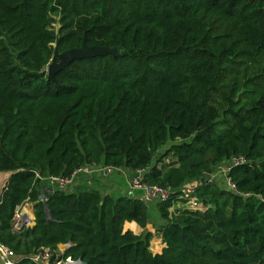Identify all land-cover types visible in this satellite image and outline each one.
Wrapping results in <instances>:
<instances>
[{
  "label": "trees",
  "instance_id": "1",
  "mask_svg": "<svg viewBox=\"0 0 264 264\" xmlns=\"http://www.w3.org/2000/svg\"><path fill=\"white\" fill-rule=\"evenodd\" d=\"M82 35L118 52L48 78L55 41L59 52ZM233 157L245 159L227 171L236 192L201 182ZM93 163L147 167L146 182L171 188L153 203L159 224L140 199L37 177ZM0 172L10 264L65 242L81 264H264V0H0ZM189 184L204 208L170 213ZM24 201L34 224L14 233ZM126 221L151 223L161 252Z\"/></svg>",
  "mask_w": 264,
  "mask_h": 264
},
{
  "label": "built area",
  "instance_id": "2",
  "mask_svg": "<svg viewBox=\"0 0 264 264\" xmlns=\"http://www.w3.org/2000/svg\"><path fill=\"white\" fill-rule=\"evenodd\" d=\"M243 157H233L230 161L218 166L219 171L225 173L226 184L228 189L236 192L235 186L227 177V171L231 166L244 163ZM122 167H115L108 164H86L75 168L68 175H47L43 178L37 176L39 180L55 189L68 190L72 186L78 184L79 179L83 182V187H89L93 180H104L109 178L115 172H120ZM147 167L132 170V175L127 181V190L125 196L129 198H137L146 203L166 202L173 198V190L169 187L155 183H148L144 180ZM67 190V191H68ZM65 191V190H64ZM40 199L45 200L44 195ZM204 204L195 195L194 185H184L178 190V194L173 200L172 206L169 208L170 213L176 210H202ZM34 224V216L32 204L24 201L18 205L11 218V231L19 233L26 228L32 227ZM71 245L70 242L57 244L55 249L40 246L30 254V259L34 264H79L78 259H72L69 256L63 257V251ZM15 255L6 246L0 244V264H10Z\"/></svg>",
  "mask_w": 264,
  "mask_h": 264
},
{
  "label": "crops",
  "instance_id": "3",
  "mask_svg": "<svg viewBox=\"0 0 264 264\" xmlns=\"http://www.w3.org/2000/svg\"><path fill=\"white\" fill-rule=\"evenodd\" d=\"M5 180L8 176V172H5ZM132 175V170L128 168H123L120 172H116L115 175H111L110 178L104 179V180H93L91 185L89 187H92L93 189H96L99 194H108L111 196H117V195H125L127 190V181ZM3 177L0 175V189L3 186L2 183ZM5 182V181H4ZM83 186V182L79 179L78 184H75L72 186V189L68 191H72L77 186ZM129 224H133L135 227L132 228L129 226ZM123 230H130L135 234H139L143 231H150L153 233V236L151 238V244H150V250L153 253H160L164 244L161 242V239L159 236L155 235L154 227L151 223L147 224L145 228H141L136 222L134 221H126L123 224ZM156 248H155V247ZM1 262V259H0Z\"/></svg>",
  "mask_w": 264,
  "mask_h": 264
},
{
  "label": "water",
  "instance_id": "4",
  "mask_svg": "<svg viewBox=\"0 0 264 264\" xmlns=\"http://www.w3.org/2000/svg\"><path fill=\"white\" fill-rule=\"evenodd\" d=\"M58 39L54 43L51 58L46 65V75L48 78H52L54 73L66 66L70 61L74 59L93 57L95 55L116 54L118 49L116 47H107L100 45H86L84 41V35L81 37V43L79 46L67 48L62 51L56 50ZM210 180V176H206L201 179V182ZM82 262L79 260V264Z\"/></svg>",
  "mask_w": 264,
  "mask_h": 264
},
{
  "label": "rangeland",
  "instance_id": "5",
  "mask_svg": "<svg viewBox=\"0 0 264 264\" xmlns=\"http://www.w3.org/2000/svg\"><path fill=\"white\" fill-rule=\"evenodd\" d=\"M168 146V144L166 145V146H164V147H167ZM163 150V149H162ZM162 150L161 151H159L158 152V154L160 153V152H162ZM157 154V155H158ZM221 166H223V164L221 165ZM5 172H0V175L3 177V180H2V183L4 184V181H5ZM116 174V172L113 174V175H115ZM112 175V176H113ZM208 176H210V179L213 181V182H215V184L217 185V186H219V187H222V188H227L228 189V186H227V184H226V179H225V173L222 171H219L218 170V167L213 171V172H211V174L210 175H208ZM111 177V176H110ZM109 177V178H110ZM43 185V188H46V190H53V187H51V186H48L47 184H42ZM65 191H67L68 190V188H67V190L66 189H64ZM148 206H149V215H150V221L151 222H153L154 224H159V221L161 220L160 219V217H159V215H158V213H157V210H156V206H155V204H153V203H148ZM155 235L156 236H158L156 233H155ZM150 244H151V241H150ZM156 248V247H155Z\"/></svg>",
  "mask_w": 264,
  "mask_h": 264
},
{
  "label": "bare ground",
  "instance_id": "6",
  "mask_svg": "<svg viewBox=\"0 0 264 264\" xmlns=\"http://www.w3.org/2000/svg\"><path fill=\"white\" fill-rule=\"evenodd\" d=\"M129 226H131L132 228H134L135 226L133 224H129ZM155 247V246H154Z\"/></svg>",
  "mask_w": 264,
  "mask_h": 264
}]
</instances>
